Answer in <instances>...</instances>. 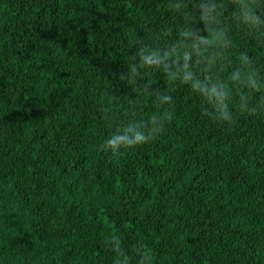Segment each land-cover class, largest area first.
I'll return each instance as SVG.
<instances>
[{
    "label": "trees",
    "instance_id": "16d2710c",
    "mask_svg": "<svg viewBox=\"0 0 264 264\" xmlns=\"http://www.w3.org/2000/svg\"><path fill=\"white\" fill-rule=\"evenodd\" d=\"M168 2L0 0V264H113L106 233L147 264H264V116L213 123L153 72L174 97L165 131L98 151L153 111L122 74L139 38L182 23Z\"/></svg>",
    "mask_w": 264,
    "mask_h": 264
},
{
    "label": "clouds",
    "instance_id": "9594fccd",
    "mask_svg": "<svg viewBox=\"0 0 264 264\" xmlns=\"http://www.w3.org/2000/svg\"><path fill=\"white\" fill-rule=\"evenodd\" d=\"M167 9L182 23L174 31L139 38L122 74L127 85L142 88L153 111L113 125L98 145L100 152L122 155L151 144L165 131L174 97L147 82L153 72L186 86L213 123H231L238 112L264 116V71L257 60L264 51V0H169ZM244 39L254 40L255 54L241 47ZM138 103L135 98L133 104ZM102 239L113 264H147L142 244L129 251L117 236L106 233Z\"/></svg>",
    "mask_w": 264,
    "mask_h": 264
}]
</instances>
